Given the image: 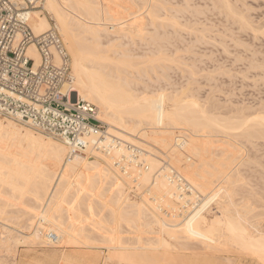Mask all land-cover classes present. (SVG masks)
Segmentation results:
<instances>
[{
	"label": "bare ground",
	"instance_id": "6f19581e",
	"mask_svg": "<svg viewBox=\"0 0 264 264\" xmlns=\"http://www.w3.org/2000/svg\"><path fill=\"white\" fill-rule=\"evenodd\" d=\"M126 1L128 3L44 0L43 9L30 13V25L35 34L52 27L47 13L52 15L73 57L75 91L81 99L97 104L98 117L109 123L112 135L137 144L142 151L137 158H132L131 149L114 142L110 144L109 153L97 152L94 144L100 141L98 133L88 137L87 147L78 151L64 141L65 145L53 140V136L36 134L23 124L0 116V264H98L100 254L67 250L66 247L81 249L102 245L109 249L104 264L115 259L117 264H264V106L255 114L235 107L227 114L219 115L212 110L214 103L212 107L204 106L193 96H184L189 92L182 95L183 88L188 89L186 85L182 84V92L172 94L178 90L172 93V89L170 93L161 88L156 90L154 80L152 85L149 80L150 87L145 78L139 79L144 82L138 80L140 84H137L132 78V68L139 66L140 59L142 64L146 60L144 54L136 53V48L139 46L137 49L148 56L150 52L151 55L160 54H154L160 58L151 57L152 61L163 59L164 63L165 59L170 60L165 54L171 55L174 50L170 52L169 48L175 49L178 45L182 49L179 44L186 42L181 41L186 35H181V29L186 28L187 33L188 29L196 31L195 23L205 11L196 7L194 0ZM211 1L217 10L225 7L223 9L232 15L235 13L238 17L240 14L236 13L230 0ZM133 6L137 9L132 10ZM141 10L147 13L145 17L138 13ZM239 17L242 22L243 18ZM135 36H139L142 45L136 43ZM196 36L199 40V35ZM189 37H186L187 41ZM123 39L136 41L138 46L132 41L126 45ZM145 39L147 41H143ZM150 40L153 43H149ZM118 45L134 46L136 55L131 53L132 49L127 53V48ZM187 45L185 47L189 48ZM167 49L170 53L164 52ZM28 53L38 59L33 45ZM133 61L140 63L136 65ZM171 61L176 64L173 58ZM167 65L166 70H170L171 65ZM191 67L195 68L192 64ZM141 71L143 74L144 70ZM145 73L143 76L149 71L145 70ZM168 75L166 79L171 81ZM131 79L136 86L146 82L145 87L137 88ZM147 126L154 129L151 134L157 138L153 141L162 145L164 153H158L156 146H153L154 153L146 150L147 140L152 139L145 130ZM175 129L181 130L180 134L185 135L183 139L175 136ZM140 132L142 138L149 136L146 144L145 138L142 143L138 137H133ZM206 136H216V139L219 136L214 141L221 145L214 146L215 142L205 139ZM105 142L113 141L107 137ZM161 153L163 158L165 155L164 161L160 160ZM122 179L144 192L142 201H131L130 191L127 194ZM183 181L187 182L188 189ZM59 195L62 201L52 207ZM93 200L101 203L98 206L101 205L99 209L102 208L103 214H99L101 210L97 211V217L99 214L104 220H110L108 230L105 227L107 233L103 232L102 237L99 236L102 233L98 235L94 228L99 225L97 229L100 230L102 218L96 224L94 219L91 225L94 230L86 224L93 223L94 216H90L87 205L92 202L90 208L93 211L97 206ZM13 201L27 206L15 213L17 219L22 216L23 224L7 218L8 207ZM66 220L70 223H65ZM53 228L69 233L56 234ZM14 230H21L20 236L15 231L20 237L17 240H12ZM21 245L33 247L28 248L33 254H23L16 262Z\"/></svg>",
	"mask_w": 264,
	"mask_h": 264
},
{
	"label": "rangeland",
	"instance_id": "374dc122",
	"mask_svg": "<svg viewBox=\"0 0 264 264\" xmlns=\"http://www.w3.org/2000/svg\"><path fill=\"white\" fill-rule=\"evenodd\" d=\"M115 1L118 2V3L120 1H122L123 3L124 2L125 3L127 2L126 0H124V1L123 0H115ZM195 1H197V2H195ZM227 1H229V0H227ZM193 2H194L193 4H195L196 7L198 6L199 9H202L203 12L204 11L205 12L200 15L201 16L200 21L198 23H195L197 26L194 24L195 25V28L198 27L196 29V31L194 30V32H193L192 29H188V33L192 31L191 33H189L190 35L186 32V30H187L186 28H184V27L182 28L184 30V32H183V30L181 29L182 26L180 27V29H181V31L183 33V34L181 33V35H183V36L185 34L187 35V36L185 35L184 37L182 36L184 39L181 38L182 39L181 41H184V40L186 41V42H183V44H186L188 41H190L189 44L187 43L188 45L186 44L187 47L188 46H190V47L189 48H186L185 47L186 45H183L181 42H178V43H181L179 45L183 47L182 49H179V46L175 42L176 45L178 46V48H177V46H175V49H174L173 46H172V44H171L172 48L170 46H168V48L170 47L169 48V51L171 49L174 50V52L170 51V52L174 53V55L172 53H171V55L165 54V56H168V58H170V60H168V59L166 60L165 57L162 56L165 59V62L164 63H162L164 61L163 59L160 60L161 62L159 60L157 61V59H153L154 61H152L151 57H155L156 55H154V54H157V53H153L151 55L150 54L151 53L150 52L151 50H149V52H150L149 53V56H148V54L146 52H144V53L142 52L141 53L140 52L141 50L140 51L138 50L139 49V46L138 45L141 44L138 41V39H139L138 37L139 36H137V37L135 36V39L137 38L136 39L137 42L128 39L129 41H132L131 43H133V42L135 43L136 42L138 44L137 45L135 43L138 46L137 47L138 49L136 48V53L138 55L139 54H144L145 56L143 55L144 57L143 56L142 57H143V59L145 58V60H146L145 62L143 61L144 63L142 64V59L139 58L141 63L139 61L138 62L141 65L139 63H135V62H137L136 60H135V62L133 61L134 64H136V65L139 64V66H136L135 65L136 68L135 67L132 68L130 66L134 70V72H133V70L130 68L132 70V72H133V75L131 74L132 75V78L135 79V80L134 79H131V80L132 81L134 80L138 84L141 81L139 79H144L145 78L144 81L147 80V83L145 82L147 85L149 84L148 83L149 80L151 82L150 83L151 85H152V80H154L153 81V87L155 89L157 88L156 90H159L161 88L162 90H165L167 93H170L171 89H172L171 93L178 90L177 93L174 92L172 94H178L179 92H182V90L184 89V91L181 93L182 95H183L184 92L187 91L186 93L189 92L188 95L187 94L185 95V93H184V96H191V98L193 96V98H195L198 101H200L201 104H203L204 106L210 105L212 107L213 106V103H214L215 107L213 106L212 107L213 108L212 110L214 112H219L218 113L219 115H220V113H221V115L222 114H227V112H230L229 110L234 109L235 107H236L235 108L236 110H239L238 108L240 107V110L239 111L246 110L245 113L248 112V114H250V111L249 110H251V114L253 112H254L253 114H255L257 111H260L261 109L264 108V107L262 108V106H264V0H230L229 2L234 5V7L236 9V13L237 12L238 13L240 12V14L238 15V17H237V15H235V13H233V15H234L233 16L232 15V12H231V14L229 12H227L228 10L226 11L225 10L226 9L225 7H223L225 9L219 8L220 10H217V8H214L213 5H211L212 4V1L211 0L210 1L209 0H206L205 1L204 0V2H203V0H194ZM197 3H198V5H197ZM133 7L134 8H131L132 10H136L137 9L135 6H133ZM212 7H213V9H212ZM234 7H232L233 10H234ZM38 9H43V4H42L41 8H38ZM34 10H36V9H34ZM44 11H45V13H47L46 10H44ZM138 13L142 17L143 16L145 17L147 15V13L145 12V10H141ZM241 13H242V15H241ZM50 15L51 14H48L47 13V16L50 18V22H51L52 26L54 24L56 25L55 19L52 17V15L51 16ZM239 16H241V18H243V21L244 22L243 21L242 22L244 24L240 21L242 19H240ZM151 28H153V27L151 26ZM168 29H170V28H168ZM152 30H154V28L151 29V31ZM203 30H205V31H203ZM151 31L149 30L148 32L150 33ZM148 32H145L144 34H146ZM170 32H171V30H170ZM200 32H201V35H200ZM152 33H154V32H152ZM179 33H180V31H179ZM150 34H149V37H150ZM202 34H204L205 37H203ZM147 35H144V36H146V38H147L148 37ZM196 35H199V40H201V41L197 40V36ZM171 36H173V35H171ZM149 37L147 39H149ZM186 37H189V40L188 41H187L188 38H186ZM200 38H203V39H200ZM141 39H142V37H141ZM147 39H145L143 41H147ZM178 39L180 40V37ZM190 39H192V40H190ZM63 40L65 42V45H66L67 49H68V46H67V43H66L65 39H63ZM150 41H148V42L149 43H153L152 41L151 42ZM121 42H122V40H121ZM128 42H126V45H128L127 44ZM145 43L148 44L147 42H145ZM121 44H123V43H121ZM136 45H135V47H136ZM118 46H120V45H118ZM145 46L147 48V45H145ZM145 46H144L143 50L145 49ZM153 46H154V44H153ZM120 47L121 48L123 47V49H126L127 48V47H124V46H120ZM131 47L132 48L129 47V48L126 49L127 50V53H128V50L129 49H132L131 51H133V52H131L130 50L129 51L132 54H134V51H135L133 49L134 46H131ZM150 48H151V46H150ZM176 48L179 50V51L177 50L178 52L175 51ZM147 49H149V48H147ZM187 49L189 51H187ZM167 51H168V49L166 51H164V52L170 53V52H167ZM68 52H69V54L71 56V62H72V65H73V57H72V54L69 51V49H68ZM175 52L178 53V54H176ZM136 53L134 55H136ZM146 54H147L148 57L146 56ZM181 54H183V56H181ZM134 55H133V57H134ZM157 55H160V54H157ZM171 56L174 59V61H175L176 64H174V62L171 61L172 60ZM133 57L131 56V60L132 59L134 60ZM157 57L158 56H156V58ZM149 58L151 59V61L149 60ZM159 58H160V56L158 57V59ZM184 58H186V59H184ZM147 59H148V61H147ZM182 59L185 60L186 62L184 61V63H182L183 62ZM180 60H181V62H179V64H178V61H180ZM167 63H168L169 66L171 65V67H168V68H170L171 71L170 70H166L167 67H165V66L167 65ZM187 63H191L192 66H195V68L194 67H191V64H187ZM181 64H183L184 66L181 65ZM172 65L173 66L175 65V66L173 67ZM132 66H134V65H132ZM176 66H178V67H176ZM181 66L182 67H185L184 68L185 70ZM187 66H190V68L193 69V70L191 69L192 70V73L195 72L196 74L194 73L192 75V73L190 71V68H187L186 69ZM163 67H164V69H163ZM180 67H181V69H180ZM171 68H173V69H171ZM137 69L144 70L143 74H146L145 73V70H146L147 73L149 71L148 74L150 76H148V74L143 76L142 71L139 70L140 72H138ZM162 69L164 70V72L166 73V75H168L169 73L175 74V75L169 74L167 76V77L170 76L172 78L171 81H170V78H167L166 79V75H165L164 72H162L163 71ZM179 69H180V71H179ZM182 69H183V71H182ZM176 70H177V72H176ZM130 71H129V73H131ZM197 71H198V73H197ZM150 72H151L152 75L150 74ZM156 72L158 74H156ZM134 73H136V74H134ZM159 73H161L162 75L164 74L165 77H164V75L162 76ZM186 73H189V74L187 75ZM158 75H159V78H158ZM141 76H143V77H141ZM174 77H177V78L179 77V78L177 80H175L176 78H174ZM173 78H174V80H173ZM190 78L192 80L193 79H195V80L192 81V80H190ZM163 79L165 80V82H164ZM179 79H181V80H179ZM138 80H139V82H138ZM158 80H159V82H158ZM144 81H141L140 83H142ZM160 81L163 83V86H162V83ZM173 81L176 82V83H173ZM135 82L133 83V85L135 84V86H136V83ZM187 82H189L191 85L188 84ZM145 83H143L142 85L144 86ZM166 83H169L170 85L168 86V84H166ZM150 84L148 85L149 87L151 86ZM157 84H158V87L155 86ZM176 84H178V85H176ZM182 84L184 86L186 85V88H188V89H185V87ZM159 85H160V87H159ZM173 85H174V89L172 88ZM175 85H176V87H175ZM139 86H136V87L137 88L138 87L139 88H141V87L143 88V86H141V85H139ZM154 88H152L151 90H153ZM163 88H167V89H163ZM189 90H191V91H189ZM202 102H204V103H202ZM91 103H93V102H91ZM210 103H212V104H210ZM93 104L98 108L97 104H95V103H93ZM205 104H207V105H205ZM216 106H218L219 108L218 107L216 108ZM258 108H259V110H258ZM214 109H217V111L214 110ZM254 109H255V111H253ZM218 110H220V111H218ZM228 114H230V113H228ZM99 115L100 114H98V116ZM0 116L2 118H6V119L8 118V117L2 116V115H0ZM100 119L108 124V128L110 127L109 126V123L106 120H103L102 118H100ZM12 120H14V119H12ZM14 121H16V120H14ZM16 122H18V121H16ZM18 123L23 124L24 127H27L29 129H32L34 132L36 131V134L38 133V134H42L43 136L46 135L45 137H50L49 135L44 134V133H42V132L34 129L31 126H29V125H27L25 123H22V122H18ZM152 129L153 128L151 126H147L146 129H145L146 132L148 131L147 135H149L150 138H152V139H148L149 136H147V135L145 137L142 135L143 138H145V140H144L141 137L142 132H140V135H139V133H135L136 135L134 134L133 137L135 139H137V137H138L139 139H137V140L142 141V143H143V140H144L145 141L144 144H146V142L148 141L147 143H149V144H146L147 145V149L146 150H148L149 152L154 153L153 151H155L154 148H156V147H157L158 153H159V151L160 152L165 151V149L162 147V145H159V144L157 145L156 142L153 141V139L154 138H157V137L155 135H154L155 136L154 137L153 134H151L152 133L151 132ZM174 132H175V136H180V137H184L185 136V135L183 136L182 134H180L181 133V130L175 129ZM114 136H117V135H114ZM209 137H211V138H209ZM209 137L206 136L205 139L208 138V139L213 140V141H214V139H216V136H214V137L213 136H209ZM218 137H217V139L220 138V137L219 138ZM52 139L55 140V141H57V142L63 143L61 139H58L56 137H52ZM124 140H126V139H124ZM216 140L214 141L215 142V145L214 146H220L221 145V142H219V144H216V142L218 143V141H216ZM129 143L132 144V145L137 146V144H133L132 142H129ZM153 146H154V148H153ZM137 147H139V146H137ZM144 147H146V146H144ZM148 147H152L151 149H153V150L151 151L150 148H148ZM158 147L160 148V150H158L159 149ZM66 148H67V146H66ZM67 150H68V148H67ZM163 153H161L162 156H160V160L165 159V155H164V158H163ZM157 155L159 156V154H157ZM67 157H68V153H67L66 159H68ZM57 178H58V176H57ZM127 183L128 182H124L123 179H122V184L123 185L125 184L124 186L126 187V192L127 191L129 192L130 191V194L128 196H130L129 198L132 197L131 201L132 200L133 201L135 200L137 202L142 201V196H143L144 192L143 191L141 192V190H139L136 186L135 187H134V185L133 186H130ZM128 192H127V194H128ZM61 197L62 196L59 195V197L55 199L57 201H53L54 203L52 202L53 203V204H51L52 207L53 206L55 207L56 206L55 204L57 202H60ZM90 201L91 200H89L88 202H90ZM93 202L94 203H97L96 200H93ZM12 203L13 204L8 207V213L6 214L7 215V218L9 220H11V221H14V222H18L20 224H23L24 223V220H22L23 219L22 216L20 215L21 218L18 217V219H17V218H15V213L18 210H20V208L22 209V207H24L25 209H27V206H25L26 204L24 205V203H19L18 201H13ZM91 203L90 204L87 203V205L90 206V207L93 206V205H91ZM98 203H99V201H98ZM98 203H97V206L96 207H93V211L91 210L92 207L91 208L90 207L89 208L87 207L92 212V214H91V212L87 211V212L90 213V216H94V217H92L93 218L92 222L94 221V219H96L95 220V224H96V221L99 223L98 220L100 218H102V216L99 215V214H101V213L103 214V212L101 210L102 208L99 209V207L101 205L98 206L101 203H99V204ZM96 208H98L99 210L96 209ZM21 211H23V209ZM97 211L98 212L100 211V213L98 214V217H97V213H98ZM93 214H96V215H93ZM16 215H18V214H16ZM16 219L18 221H15ZM69 220L68 221L66 220L65 223H67V222L70 223ZM102 220H101L102 223L104 222V225H105L104 226L100 222V226L102 228L104 226V229H102V232H100L101 227H100V230H98L99 229V225H98V227H94L96 229L98 228L97 230L95 229V232L98 231V232H96V233H98V235L102 233V235H99L101 237L103 236V232H104V234L107 233L105 231L108 230V228H109L108 225L110 223L109 222L110 220L108 218L105 219V220L102 218ZM4 222H6V221L4 220ZM1 223L2 222L0 221V224ZM10 224L12 225V223H10ZM86 224L88 225V227L90 226L91 228H93L92 226H93L94 222L93 223H89L88 222ZM105 227H107V230L105 229ZM94 228H93V230H94ZM15 231H16V233L18 232V235L20 236V234H21L20 231L21 230H18V231L17 230H14V233H15ZM52 231L54 233L56 232V234H62V233L65 234L64 232H66L65 230H61V229H58V230L56 229L55 230V228H53ZM69 231L71 232V229H69ZM16 233L14 234L15 236L12 235L13 236L12 237V240H13V238H15L16 240L18 238H20ZM66 233H69V232H66ZM124 233H126L125 230H124ZM124 233L122 235H124ZM126 235H127V233H126ZM16 236H17V238H16ZM16 240H15V242H16ZM11 242H12V244H14L13 243L14 241H11ZM103 246H105V245H102L100 247H93V248H90V247H83L82 248L81 247V249H80V247H76L75 248V247H72L71 246V247H66V249L67 250H74V251H79V250L85 251L86 250V252H90L92 254H95V253L96 254H100V259H99L98 264H104L103 261L104 260L107 261L106 260V257L109 254L108 253L109 252V249H108V247H106V246L103 247ZM28 248L29 249H32L33 247H30V246H22V245L18 247L16 262H18L20 260V257L23 254H26V253H28L29 255H32L33 254L32 251H29ZM47 248H50V247H47ZM1 252H2V250L0 251V253ZM115 260L116 261H112V263L114 262V264H117L118 263L117 262V259H115ZM108 263L109 264H112L110 261H108ZM121 264H123V263H121Z\"/></svg>",
	"mask_w": 264,
	"mask_h": 264
},
{
	"label": "built area",
	"instance_id": "2783aa9c",
	"mask_svg": "<svg viewBox=\"0 0 264 264\" xmlns=\"http://www.w3.org/2000/svg\"><path fill=\"white\" fill-rule=\"evenodd\" d=\"M43 2L0 0V115L61 139L78 151L87 147L88 137L98 133L97 152L109 153L115 142L131 149L132 158H137L141 148L112 135L98 117L97 107L75 91L71 56L57 26L34 33L30 13ZM31 45L38 59L28 53ZM107 137L113 142L106 144ZM171 173L177 175L174 170ZM183 183L188 189L187 182Z\"/></svg>",
	"mask_w": 264,
	"mask_h": 264
}]
</instances>
